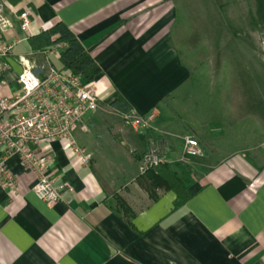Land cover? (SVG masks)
I'll return each mask as SVG.
<instances>
[{
  "label": "crops",
  "instance_id": "0c3cea01",
  "mask_svg": "<svg viewBox=\"0 0 264 264\" xmlns=\"http://www.w3.org/2000/svg\"><path fill=\"white\" fill-rule=\"evenodd\" d=\"M2 1L4 38L20 40L4 94L19 89L20 56L39 76L63 67L59 52L31 44L63 22L99 64L106 95L75 131L89 165L51 146L57 183L72 185L59 203L40 199L35 176L8 159L20 192L0 184V264H264V0ZM27 6L30 35L19 19ZM131 111H154L152 130L128 126ZM186 136L201 154L183 161ZM152 137L188 185L184 203L173 189L148 190L141 158Z\"/></svg>",
  "mask_w": 264,
  "mask_h": 264
},
{
  "label": "built area",
  "instance_id": "2783aa9c",
  "mask_svg": "<svg viewBox=\"0 0 264 264\" xmlns=\"http://www.w3.org/2000/svg\"><path fill=\"white\" fill-rule=\"evenodd\" d=\"M35 10L25 7L19 14L21 30L31 34V23ZM12 28L6 14V4L0 0V184L18 194L20 181L9 167L8 159L18 156L23 167L35 176L33 190L37 196L50 205L63 200L62 187L72 190L69 181L57 183L51 168L54 158L50 151L54 142H61L64 150L77 159L82 166L92 160V154L81 146L75 131L85 129L84 119L95 112L106 93L93 79L86 81L82 75L74 74L65 67H51L49 72L39 76L29 57L20 56L22 71L18 76L19 89L4 94L7 85L6 73L11 68L10 58L20 40L7 41L4 34ZM65 44L55 43L48 52H59ZM155 112L138 115L131 111L125 116L128 126L137 132L151 131ZM166 143L163 138L152 137L141 161L143 170L165 162ZM201 154L196 138L186 136L182 159Z\"/></svg>",
  "mask_w": 264,
  "mask_h": 264
},
{
  "label": "trees",
  "instance_id": "16d2710c",
  "mask_svg": "<svg viewBox=\"0 0 264 264\" xmlns=\"http://www.w3.org/2000/svg\"><path fill=\"white\" fill-rule=\"evenodd\" d=\"M55 43H63L65 46L59 51L63 67L70 69L74 74H80L86 81H92L100 72L101 68L92 55L86 50L76 33L63 22H57L50 29L41 32L31 38L34 50L42 51ZM119 104L116 109L124 112L128 106L123 104L120 98L114 103ZM124 109V110H123ZM148 190L152 197H156L157 188L173 189L178 194L179 203H184L191 197L188 185L176 171L165 163L148 169ZM120 207L127 210V203L119 198Z\"/></svg>",
  "mask_w": 264,
  "mask_h": 264
},
{
  "label": "rangeland",
  "instance_id": "374dc122",
  "mask_svg": "<svg viewBox=\"0 0 264 264\" xmlns=\"http://www.w3.org/2000/svg\"><path fill=\"white\" fill-rule=\"evenodd\" d=\"M88 115H90V114H88ZM88 115L86 116V118L88 117ZM125 115H123V121H125V117H124ZM102 130V129H101ZM101 130H99V131H101ZM100 138L101 139H104V140H106L107 139V136H106V134H108V133H106V130H102L101 132H100ZM106 138V139H105ZM108 154H112V153H110V152H108ZM118 160H120V159H118ZM136 164V167H138V164L137 163H135ZM121 209V208H120ZM123 211V210H122Z\"/></svg>",
  "mask_w": 264,
  "mask_h": 264
}]
</instances>
